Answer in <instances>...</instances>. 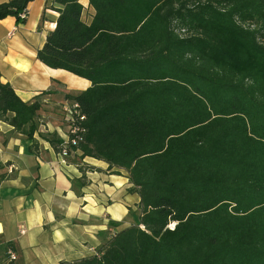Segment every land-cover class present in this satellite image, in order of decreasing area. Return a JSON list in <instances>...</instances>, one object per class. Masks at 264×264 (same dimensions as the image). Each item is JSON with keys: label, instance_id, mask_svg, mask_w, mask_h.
<instances>
[{"label": "trees", "instance_id": "obj_1", "mask_svg": "<svg viewBox=\"0 0 264 264\" xmlns=\"http://www.w3.org/2000/svg\"><path fill=\"white\" fill-rule=\"evenodd\" d=\"M53 2L36 59L90 83L66 96L86 118L73 152L126 171L141 209L73 264H264V0H88L89 25L78 0ZM39 110L0 84L14 131L31 139Z\"/></svg>", "mask_w": 264, "mask_h": 264}, {"label": "crops", "instance_id": "obj_2", "mask_svg": "<svg viewBox=\"0 0 264 264\" xmlns=\"http://www.w3.org/2000/svg\"><path fill=\"white\" fill-rule=\"evenodd\" d=\"M78 2L81 21L89 25L95 12L88 0ZM58 8L53 0H33L24 23L0 20V84H8L24 103L36 98L40 103L31 139L0 121V264H73L100 253L141 215L126 171L80 151L63 164L49 142L66 137L60 112L66 96L90 87L36 59L55 29Z\"/></svg>", "mask_w": 264, "mask_h": 264}, {"label": "built area", "instance_id": "obj_3", "mask_svg": "<svg viewBox=\"0 0 264 264\" xmlns=\"http://www.w3.org/2000/svg\"><path fill=\"white\" fill-rule=\"evenodd\" d=\"M26 15L25 11L19 15V18L24 20ZM12 35L13 32H10L7 36L10 37ZM60 112L67 132L64 141L59 147L58 156L61 158V162L65 164L66 159L74 153L73 148H77L84 141L85 128L83 123L86 118L76 102H64L60 107ZM7 255L10 261H15V254L11 250L7 251ZM95 255L99 256L98 254Z\"/></svg>", "mask_w": 264, "mask_h": 264}, {"label": "rangeland", "instance_id": "obj_4", "mask_svg": "<svg viewBox=\"0 0 264 264\" xmlns=\"http://www.w3.org/2000/svg\"><path fill=\"white\" fill-rule=\"evenodd\" d=\"M26 19V18H25Z\"/></svg>", "mask_w": 264, "mask_h": 264}]
</instances>
